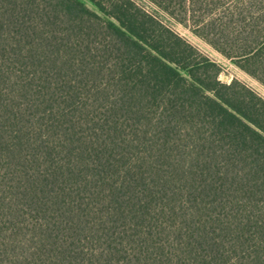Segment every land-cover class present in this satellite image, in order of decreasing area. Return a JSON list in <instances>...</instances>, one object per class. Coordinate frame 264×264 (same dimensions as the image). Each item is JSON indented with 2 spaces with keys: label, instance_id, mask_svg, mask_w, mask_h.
<instances>
[{
  "label": "trees",
  "instance_id": "obj_1",
  "mask_svg": "<svg viewBox=\"0 0 264 264\" xmlns=\"http://www.w3.org/2000/svg\"><path fill=\"white\" fill-rule=\"evenodd\" d=\"M264 87V0H147ZM134 0H0V264H264V98Z\"/></svg>",
  "mask_w": 264,
  "mask_h": 264
},
{
  "label": "rangeland",
  "instance_id": "obj_2",
  "mask_svg": "<svg viewBox=\"0 0 264 264\" xmlns=\"http://www.w3.org/2000/svg\"><path fill=\"white\" fill-rule=\"evenodd\" d=\"M139 6L149 12L151 15L155 16L164 25L175 31L181 37L185 38L190 44L196 47L201 53L206 55L212 61L216 62L222 67V73L220 75V80L223 83H231L232 80H238L246 84L252 90H254L258 95L264 98V87L259 84L256 80L248 76L241 69H239L232 61L226 59L206 42L197 37L190 28L185 27L174 19L169 17L167 14L160 11L154 5H152L147 0H134Z\"/></svg>",
  "mask_w": 264,
  "mask_h": 264
}]
</instances>
